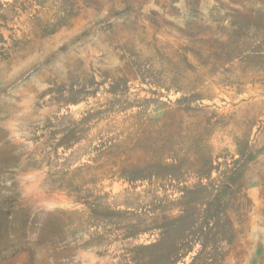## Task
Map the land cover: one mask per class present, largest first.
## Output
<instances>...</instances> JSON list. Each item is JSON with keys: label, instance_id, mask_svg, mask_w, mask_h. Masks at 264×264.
Listing matches in <instances>:
<instances>
[{"label": "rangeland", "instance_id": "obj_1", "mask_svg": "<svg viewBox=\"0 0 264 264\" xmlns=\"http://www.w3.org/2000/svg\"><path fill=\"white\" fill-rule=\"evenodd\" d=\"M0 264H264V0H0Z\"/></svg>", "mask_w": 264, "mask_h": 264}]
</instances>
